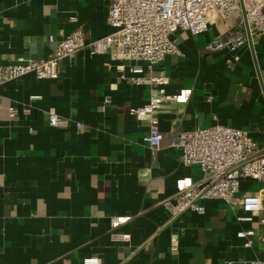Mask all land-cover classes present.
Here are the masks:
<instances>
[{
    "label": "crops",
    "instance_id": "1",
    "mask_svg": "<svg viewBox=\"0 0 264 264\" xmlns=\"http://www.w3.org/2000/svg\"><path fill=\"white\" fill-rule=\"evenodd\" d=\"M107 12L104 0H0V64L46 56L49 36L75 29L87 40L102 36L111 31ZM235 21L173 33L178 52L155 70L167 76V92L188 94L159 109L157 148L144 140L146 120L128 113L148 101L151 85L132 82L127 65L106 66L107 53L78 49L61 59L57 78L27 74L0 85V264H82L89 256L101 264L264 260V223L237 221L240 209L207 199L202 213L171 212L176 181L201 178L170 145L178 129L227 124L264 146V97L247 39L233 50L206 48L230 35ZM252 45L262 75L264 35L253 34ZM49 113L62 124H49ZM254 186L244 180L241 192ZM240 229L254 235L240 238Z\"/></svg>",
    "mask_w": 264,
    "mask_h": 264
},
{
    "label": "built area",
    "instance_id": "2",
    "mask_svg": "<svg viewBox=\"0 0 264 264\" xmlns=\"http://www.w3.org/2000/svg\"><path fill=\"white\" fill-rule=\"evenodd\" d=\"M104 1L108 8L110 32L89 40L81 29H75L58 40L49 36L48 40L54 42V46L46 56L37 59L16 56L0 64V85L27 74L38 79L57 78L61 59L78 49H86L89 54L107 53L106 66L117 62L116 66L123 70L127 65L132 82H145L152 87L146 103L128 108V113L146 120L148 132L144 140L152 148L159 146L162 137L157 117L159 109L167 101L184 100L188 94L187 91L167 92V76L155 70L165 55L178 52L173 33L187 30L192 35L199 34L218 19L227 25L229 18L234 16L236 21L231 26V34L206 45L208 49L227 47L233 50L246 42L241 2L252 35H264V0ZM261 77L264 85V74ZM121 78H124L123 74ZM15 110L13 106L9 107L11 117L15 116ZM48 121L51 125L63 122L53 113H49ZM170 145L180 150L182 165H196L201 171L197 183L186 178L176 181L171 202L173 214L187 210L202 213L204 200L218 199L231 208L240 209L241 213L235 216L237 221L256 219L264 223V146H259L247 131L221 123L178 129ZM244 180L256 184L252 189L241 192ZM236 235L251 237L254 230L240 229ZM120 237L128 238V234ZM260 239L264 240V235ZM176 240L175 234L170 235L172 251L176 250ZM250 243L248 239L245 245ZM82 264L101 263L96 256H89L83 258ZM253 264H264V260H255Z\"/></svg>",
    "mask_w": 264,
    "mask_h": 264
},
{
    "label": "water",
    "instance_id": "3",
    "mask_svg": "<svg viewBox=\"0 0 264 264\" xmlns=\"http://www.w3.org/2000/svg\"><path fill=\"white\" fill-rule=\"evenodd\" d=\"M240 5H241V13H242V18H243V25H244V30H245V34H246V39H247V42H248V44L250 46V49L252 51L253 60H254V63H255V67H256V71H257V74H258L259 83H260V87H261V92H262V95L264 97V85H263L262 77L260 75V72H259V69H258V66H257L256 58L254 57V54H253L252 33H251L250 29H249V25H248L247 19L245 17L244 9H243V6H242L241 2H240Z\"/></svg>",
    "mask_w": 264,
    "mask_h": 264
},
{
    "label": "rangeland",
    "instance_id": "4",
    "mask_svg": "<svg viewBox=\"0 0 264 264\" xmlns=\"http://www.w3.org/2000/svg\"><path fill=\"white\" fill-rule=\"evenodd\" d=\"M256 184V183H255Z\"/></svg>",
    "mask_w": 264,
    "mask_h": 264
}]
</instances>
